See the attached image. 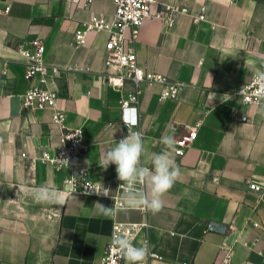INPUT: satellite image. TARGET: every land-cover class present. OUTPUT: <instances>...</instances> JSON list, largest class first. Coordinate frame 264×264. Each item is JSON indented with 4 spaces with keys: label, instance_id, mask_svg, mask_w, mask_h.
<instances>
[{
    "label": "crops",
    "instance_id": "obj_1",
    "mask_svg": "<svg viewBox=\"0 0 264 264\" xmlns=\"http://www.w3.org/2000/svg\"><path fill=\"white\" fill-rule=\"evenodd\" d=\"M157 1L186 12L176 13L171 26L147 19L136 57L146 71L180 88L176 97L159 101L164 85H142L144 159L151 166V154L164 150L160 139L169 128L175 139L195 128L196 138L174 157L182 176L159 213L128 210L110 219L95 208L97 202L111 207L108 200L70 193L68 171L44 162L42 154L52 155L57 145L52 115L58 111L66 128L83 133L79 166L86 180L106 183L116 174L115 165L104 170L98 164L124 134L121 93L106 81L108 34L90 30L80 46L72 42L92 17L110 21L112 0H0V264H96L114 222L145 223L136 244L145 240L164 264H219L229 248L230 264H264V107L243 109L247 123L228 116L237 105L232 91L264 63V0ZM159 6L152 11L163 10ZM202 6L205 18L194 23ZM33 39L44 43V63L60 69L46 84L57 94L53 109L21 106V96L38 81L25 78L18 46ZM250 181L263 186L259 195ZM43 183L63 191L66 204L37 203L33 191ZM185 189L198 199L185 196ZM210 223L225 231L209 230Z\"/></svg>",
    "mask_w": 264,
    "mask_h": 264
},
{
    "label": "built area",
    "instance_id": "obj_2",
    "mask_svg": "<svg viewBox=\"0 0 264 264\" xmlns=\"http://www.w3.org/2000/svg\"><path fill=\"white\" fill-rule=\"evenodd\" d=\"M87 4L92 0H86ZM113 13L109 22L103 17H92L87 23L82 24L73 35V45L80 46L85 38L87 31H105L108 34L107 54L104 60L106 69L111 71L106 76L107 84L121 93L119 100L120 121L122 123L124 134L117 139L125 137L128 131H140L138 119V103L142 93V85H164L160 93L159 101L171 99L177 96L180 85L178 83H168L165 76L146 71L138 62L135 53V43L141 26L147 19L163 20L168 26L174 23L176 13H185V9L179 12L160 4L157 0H112ZM160 5V6H159ZM162 7L163 10L153 7ZM205 18V7H201L197 16L193 17V22L203 21ZM18 52L24 61L25 78L29 81L37 79L38 85L30 88L21 96V106L24 111H37L46 108H54L57 94L56 91L49 89L46 84H52L53 78L59 73L60 69L49 67L44 63V43L40 39L24 41L18 46ZM264 71V63L258 72L247 82L242 84L238 89L232 91L231 97L237 100V105L228 109V116L231 121L238 123H247L248 116L243 109L248 107H264V99H260L261 86L257 83L255 77L259 72ZM126 87H130L129 90ZM244 88V93L241 90ZM63 115L55 111L52 115V123L59 127L58 141L51 155L48 152L42 154V160L54 165L57 169H66L69 173L65 180L72 194L81 196H91L106 199L111 203L121 204V192L118 190L122 183L117 180L115 174L112 179L106 183H101L104 187H110L114 198L98 196L92 189H86L84 184L95 189L98 182L86 180V173L79 166V158L86 151L83 142V133L80 129H68L63 124ZM127 125V127H126ZM142 133V132H141ZM196 138V130L186 128V133L181 134L177 139L174 157H182L190 148ZM24 156V155H23ZM65 158L69 161L68 167L57 163L56 159ZM251 192L256 195L263 190V186L253 181L248 183ZM85 192L91 194L85 195ZM144 212L143 210H138ZM147 225L145 223H120L114 222L103 255L96 264H127L122 259L118 251L111 246L113 233L123 234L131 239L135 244L138 236ZM143 242H146L145 240ZM148 244V243H147ZM149 246V245H148ZM150 254L147 264H164V258L154 251L150 246ZM233 250L228 249L221 257L219 264H230L232 261Z\"/></svg>",
    "mask_w": 264,
    "mask_h": 264
},
{
    "label": "clouds",
    "instance_id": "obj_3",
    "mask_svg": "<svg viewBox=\"0 0 264 264\" xmlns=\"http://www.w3.org/2000/svg\"><path fill=\"white\" fill-rule=\"evenodd\" d=\"M261 86L260 99H264V71L259 72L255 77ZM244 88L241 94L244 93ZM127 127V125H126ZM160 143L164 150L159 153H152L150 164L144 159L146 153L145 140L139 131H128V134L119 140L114 141V146L106 149L98 162L99 166L107 170L110 165H115L117 180L122 183L118 190L121 192V204L114 203V206L107 207L99 202L95 203L98 213L105 218L115 219L121 211L143 210L153 215L159 213L164 207V196L170 192L182 176L180 166L175 162L174 153L176 139L174 129L169 130L161 137ZM57 163L68 167L69 161L65 158L56 159ZM86 189H92L96 195L113 197L112 189L98 183L93 189L84 184ZM85 195L91 192H85ZM185 196L193 200L188 189L184 190ZM33 197L37 203L59 205L66 204L64 192L60 189L49 188L47 183L41 184L34 189ZM111 246L118 251L119 256L127 264H147L150 249L147 242L135 244L123 234L113 233Z\"/></svg>",
    "mask_w": 264,
    "mask_h": 264
},
{
    "label": "water",
    "instance_id": "obj_4",
    "mask_svg": "<svg viewBox=\"0 0 264 264\" xmlns=\"http://www.w3.org/2000/svg\"><path fill=\"white\" fill-rule=\"evenodd\" d=\"M209 230H214L217 231L218 233H223L225 231V227L217 223H210Z\"/></svg>",
    "mask_w": 264,
    "mask_h": 264
}]
</instances>
